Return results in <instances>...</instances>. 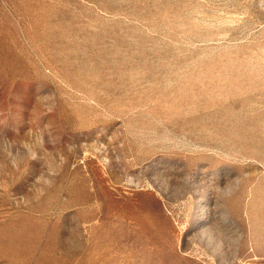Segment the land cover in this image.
I'll return each mask as SVG.
<instances>
[{"label": "rangeland", "instance_id": "1", "mask_svg": "<svg viewBox=\"0 0 264 264\" xmlns=\"http://www.w3.org/2000/svg\"><path fill=\"white\" fill-rule=\"evenodd\" d=\"M0 264H264V0H0Z\"/></svg>", "mask_w": 264, "mask_h": 264}]
</instances>
